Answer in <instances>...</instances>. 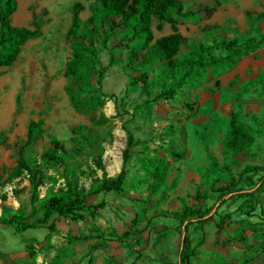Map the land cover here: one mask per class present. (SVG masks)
Returning <instances> with one entry per match:
<instances>
[{"label": "rangeland", "instance_id": "rangeland-1", "mask_svg": "<svg viewBox=\"0 0 264 264\" xmlns=\"http://www.w3.org/2000/svg\"><path fill=\"white\" fill-rule=\"evenodd\" d=\"M180 1L195 13L177 18L178 58L200 46L211 47L214 56L224 55L215 45L219 41L264 35V0ZM77 2L84 7L80 18L86 21L94 0H16L11 24L28 29L39 26L41 36L27 41L11 66L0 68V214L3 207L29 212V175L13 177V170L30 121L42 124V133L25 152L33 170L30 178L37 180L35 170L42 175L39 198L69 182L86 189L95 185L103 174L97 167L99 156L107 176H116L122 166L127 128L134 134V146L125 168L123 192L106 195V206L95 219L62 220L50 236L44 231L21 240L1 226L14 247L0 251V264H130L129 260L167 264L151 248L154 228L165 217H170L168 224L174 222L172 215L194 205L196 191L218 189L243 168L264 164V104L258 105L264 96V46L236 59L232 66L195 69L172 100L145 104L141 88L128 85L129 76L147 74L157 92L163 85H176L181 73L171 74L152 54L125 67L118 55V30L106 19L104 25L113 30L107 46L114 48L116 64L105 72L102 89L113 97L105 98L101 111L83 114L72 108L67 91L71 88L80 101L88 96L76 90V79L64 76L71 56V9ZM231 8L233 15L229 16ZM155 25L153 20L151 44L171 33L168 24L160 31ZM94 47L105 67L106 50L98 40ZM96 76L94 72L92 82ZM231 111L238 112L240 122L251 130L253 141L244 153L235 154L225 145ZM101 114L105 121L97 126L94 122ZM52 142L64 152L56 151ZM52 154L59 160L45 159ZM190 234L200 243L194 264H264L260 246L264 230L230 224L217 238L214 225L208 223L202 229L191 228ZM94 244L102 247V253L88 263ZM127 252L133 254L128 261L114 260L126 257Z\"/></svg>", "mask_w": 264, "mask_h": 264}, {"label": "trees", "instance_id": "trees-1", "mask_svg": "<svg viewBox=\"0 0 264 264\" xmlns=\"http://www.w3.org/2000/svg\"><path fill=\"white\" fill-rule=\"evenodd\" d=\"M91 14L86 21H82L80 13L84 7L81 3H74L71 9V24L68 29L71 56L66 63L64 76L78 81L76 90L87 95V99L80 101L69 88L67 96L70 105L75 111L83 114L99 112L105 104V98H112L102 89L105 72L116 64L114 48H108L107 41L111 32L104 25V20H111V28L117 29L118 45L121 49L118 54L122 64L130 68L132 63H140L150 54L160 58L171 74L181 73L176 85H163L154 92L147 74L129 76L128 85L140 87L144 94V103H159L174 98L177 88L186 83L195 69L206 67L232 66L236 59L247 56L264 46V35L254 37L221 40L216 43L224 55L214 56L210 53L211 47L200 46L189 50L184 58H178L181 36L178 32L177 18H186L194 15L187 11L180 0H94ZM16 0H0V68L11 66L17 59L24 44L41 36L39 26L35 29L16 27L11 24L10 18L16 12ZM156 20L155 28L160 31L164 24H169L171 33L153 40L152 21ZM98 40L106 50L109 60L105 67L99 61L94 41ZM117 48V46H115ZM96 72V81L92 82V74ZM189 109L191 110L190 106ZM105 117L100 115L94 124H103ZM80 129V128H79ZM127 141L122 152V166L120 172L109 177L98 157L97 167L103 174L86 189L75 183H66L65 188L49 191L43 198L38 197L37 189L43 184L42 175L38 170L37 180L30 178L33 170L28 165L26 150L34 144L36 136L42 133L40 122L30 121L26 130V142L19 153L17 165L13 170V177H19L24 172L29 175L31 196L29 212L3 207L0 214V227L10 228L16 234L45 231L52 235L58 231L57 224L62 221L80 222L87 217L95 219L98 210L106 206V202L92 203V199L100 194L123 192L126 178V164L130 159L131 148L134 146V134L124 128ZM250 128L242 124L239 114L231 111L229 114V130L225 139L226 148L240 154L247 151L252 144ZM56 151L64 152V148L57 142H52ZM175 157L178 154L173 153ZM47 161L59 160L55 155L45 157ZM98 198V197H96ZM195 204L185 206L180 213L174 214L172 219L175 227H164L157 232L152 241L153 252L167 264H194L200 243L190 234L191 228L202 229L208 223L215 227V236L218 238L230 225H242L252 230H264V164L245 167L237 177L218 189L210 188L206 192H197ZM211 203V204H210ZM212 212V213H211ZM134 223V222H133ZM178 235L175 247H168L166 238L170 232ZM261 254L264 259V239L261 243ZM174 257L175 261L170 258ZM92 257L89 259L90 263ZM241 264H247L242 262Z\"/></svg>", "mask_w": 264, "mask_h": 264}, {"label": "crops", "instance_id": "crops-1", "mask_svg": "<svg viewBox=\"0 0 264 264\" xmlns=\"http://www.w3.org/2000/svg\"><path fill=\"white\" fill-rule=\"evenodd\" d=\"M184 6V5H183ZM185 9V8H184ZM186 10V9H185ZM188 11V10H187ZM192 12V11H191ZM233 10H232V8L231 9H229V12H228V15L229 16H232L233 15ZM195 13V12H194ZM220 15V14H219ZM191 16H193V15H191ZM216 16H218V13H217V15ZM188 17H190V16H188ZM187 18V17H186ZM169 25V24H168ZM169 27H170V25H169ZM164 28H166V24L165 25H163V29ZM152 34H153V31H152ZM170 33H167V34H165L164 36H166V35H169ZM154 35V34H153ZM163 37V36H162ZM154 38V37H153ZM158 38H160V37H158ZM157 38V39H158ZM258 105H262V104H264V96H263V98L262 99H260L259 101H258ZM251 146V145H250ZM186 183V182H185ZM184 184V183H183ZM197 192H199V191H196L194 194L196 195V193ZM108 194H110V193H108ZM108 194H100V195H97L96 197H98V198H93L92 200H93V202L92 203H94V204H97V203H100V202H102V201H106V195H108ZM195 198V197H194ZM173 216V215H172ZM167 218H170V217H165L164 218V222L162 223V224H160V225H158V227L157 228H154V226L152 227V228H154L155 229V233H154V237H155V234L157 233V232H159V231H161V230H163V228L164 227H169V228H174L175 227V222H171V223H167ZM157 225V224H156ZM151 226H152V224H151ZM150 226V227H151ZM8 229H10V228H8ZM10 230H12V229H10ZM13 231V230H12ZM30 234H36V235H42V234H44V231H36V232H33V233H30V232H27V233H24V234H16V233H14V231L12 232V235H14V236H17L18 238H21V240H24V238L22 237V236H24V235H30ZM11 236H7L6 234H3L2 232H1V230H0V251H4V252H6V251H8V250H12V248L14 247L13 245H14V243H11ZM154 239V238H153ZM176 239H177V242H175L176 241ZM177 243H178V235L174 232V231H172L171 230V232H170V234L167 236V238H166V244H167V246L168 247H175L176 245H177ZM19 244H21V243H19ZM18 244V245H19ZM152 248V247H151ZM102 247H100L99 245H97L96 246V244H94V245H92V247H90V250H89V256H88V261H89V259L92 257V259L94 260V259H97L98 258V256H100L98 253H102ZM128 253H130V252H127V256L126 257H124V258H114V260L115 259H118V260H120V261H122V262H125V261H128L130 258H132V256H133V254L130 256V254H128ZM130 262H127V263H130V264H134V261H131V260H129Z\"/></svg>", "mask_w": 264, "mask_h": 264}, {"label": "water", "instance_id": "water-1", "mask_svg": "<svg viewBox=\"0 0 264 264\" xmlns=\"http://www.w3.org/2000/svg\"><path fill=\"white\" fill-rule=\"evenodd\" d=\"M212 213V212H211Z\"/></svg>", "mask_w": 264, "mask_h": 264}]
</instances>
